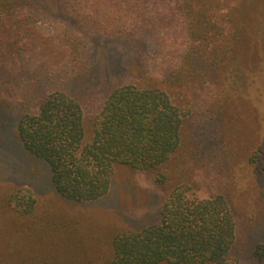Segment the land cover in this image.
Returning <instances> with one entry per match:
<instances>
[{
	"label": "rangeland",
	"instance_id": "rangeland-1",
	"mask_svg": "<svg viewBox=\"0 0 264 264\" xmlns=\"http://www.w3.org/2000/svg\"><path fill=\"white\" fill-rule=\"evenodd\" d=\"M131 1L135 10L128 13L98 10L95 26V11L87 7L78 24L83 34L58 12L23 26L27 10L1 9L0 264H108L115 230L155 221L176 182L190 198L224 195L235 220L231 254L240 264H264V61L244 67L246 52L234 49L245 24L234 9L247 0H184L183 10H155L153 2L138 10L141 0ZM160 2L165 7L167 0ZM256 8L252 2L244 7ZM30 26L39 38L33 44L25 35ZM90 30L102 37L113 30L118 42L130 38L141 69L133 62L128 78L118 73L113 83L165 89L183 110L181 141L161 167L118 165L106 195L75 201L57 193L48 163L23 146L16 125L38 110L41 92L56 89L78 98L85 121L95 119L110 90L74 93L68 82L88 73ZM23 186L36 197L28 210L10 199Z\"/></svg>",
	"mask_w": 264,
	"mask_h": 264
},
{
	"label": "trees",
	"instance_id": "trees-1",
	"mask_svg": "<svg viewBox=\"0 0 264 264\" xmlns=\"http://www.w3.org/2000/svg\"><path fill=\"white\" fill-rule=\"evenodd\" d=\"M0 1V12L3 6L27 10L26 14L22 13L23 26L30 25L37 17H49L58 12L69 26L82 34L84 31L78 24L87 7L95 11L92 16L96 17L91 20L94 26L99 22L98 10H110L112 14L115 10H127L126 13L135 10L131 0L125 5L124 0ZM151 2L155 10H183L185 1L167 0L162 7L160 0H141L137 3L138 10H149ZM249 2L255 4L256 10L244 9L249 7ZM240 5L243 7L234 10H241L245 24L234 49L246 52L242 66L254 61L253 64L259 66L264 61V49L258 51L259 45L264 44V0H247ZM2 16L1 12L0 24ZM34 32V27L25 28L31 44L39 39ZM100 33L99 30L89 31V55L93 61L88 73L71 76L68 80L69 91L74 93H92L100 88L110 90L95 119L85 121L78 98L56 89L41 92L38 110L23 114L16 125L24 147L48 163L57 193L75 201L96 200L106 195L118 165L161 167L172 159L181 141L183 110L165 89L150 83L140 85L137 81L113 83L118 73L128 78L131 69H141L130 38L124 37L118 42L113 40V30L103 37ZM100 43L102 48H98ZM115 53L120 55L118 59L114 58ZM66 75L61 79L65 80ZM47 81L50 80L45 78ZM257 160L256 156L251 157L252 163ZM10 199L24 210L36 202L34 192L27 186L18 188ZM234 237V215L224 195L190 198L176 182L155 221L140 229L115 230L108 264H240L231 254Z\"/></svg>",
	"mask_w": 264,
	"mask_h": 264
},
{
	"label": "crops",
	"instance_id": "crops-1",
	"mask_svg": "<svg viewBox=\"0 0 264 264\" xmlns=\"http://www.w3.org/2000/svg\"><path fill=\"white\" fill-rule=\"evenodd\" d=\"M24 146V145H23Z\"/></svg>",
	"mask_w": 264,
	"mask_h": 264
}]
</instances>
